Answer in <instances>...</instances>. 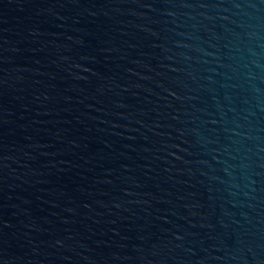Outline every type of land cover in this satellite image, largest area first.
<instances>
[{
    "label": "water",
    "instance_id": "water-1",
    "mask_svg": "<svg viewBox=\"0 0 264 264\" xmlns=\"http://www.w3.org/2000/svg\"><path fill=\"white\" fill-rule=\"evenodd\" d=\"M0 264H264V0H0Z\"/></svg>",
    "mask_w": 264,
    "mask_h": 264
}]
</instances>
